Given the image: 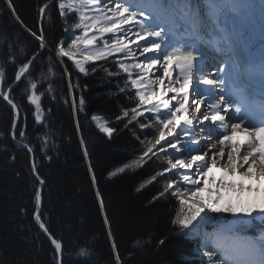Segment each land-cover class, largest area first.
I'll return each instance as SVG.
<instances>
[{
	"label": "snow or ice",
	"instance_id": "1",
	"mask_svg": "<svg viewBox=\"0 0 264 264\" xmlns=\"http://www.w3.org/2000/svg\"><path fill=\"white\" fill-rule=\"evenodd\" d=\"M6 4L16 22L39 44V50L29 54L9 35L0 46V99L11 107V139L16 141L18 135L23 142L26 137L25 128L19 124L20 105L13 96L22 82L23 96L34 108V123L39 128L47 127L42 96L51 94L57 70L69 76L70 92L79 87L71 82L65 58L79 74L89 75V66L92 74L103 72L102 79L117 81L115 94L125 95L133 104L122 109L115 120L126 121V128L138 125L153 132L140 141L138 157L108 175L135 170L153 158L163 157L159 171L145 185L164 180L153 199L170 196L176 200L178 208L171 223L184 235L198 238L200 264H264V232L259 236L242 235L257 215L264 216V203L241 201L244 192H260L255 185L264 183V96L257 98L252 83L257 74L264 82V0H46L38 7V32L24 25L12 0H6ZM53 6L68 39L62 38L48 48L43 21L51 22L48 10ZM257 8L262 34L258 58L251 41ZM45 50L50 53L47 65L36 76L31 75ZM209 58L217 61L211 76L204 72ZM10 67L15 69L14 78L8 82ZM42 88L44 91H40ZM72 103L75 108V95ZM78 103L82 110L83 96ZM92 119L109 137L116 131L108 120L95 115ZM201 133L207 135L201 138ZM237 133L247 139L234 142ZM36 136L46 155L48 134L37 132ZM24 147L36 181L32 219L51 245L52 264H63L64 241L50 231L43 211L46 181L40 176L35 148L28 144ZM84 156L88 157L86 147ZM218 163L219 187L215 195L211 190L202 195ZM88 167L92 172L90 162ZM237 176L238 180L229 179ZM211 179L217 181L215 176ZM91 180L95 185L94 173ZM226 192L235 193V203ZM96 196L103 212L98 189ZM222 213L231 214L232 219ZM209 221L216 225L211 233L202 230ZM115 248L113 243L114 252ZM79 255L88 257L90 253L85 247ZM115 261L120 264L118 253Z\"/></svg>",
	"mask_w": 264,
	"mask_h": 264
},
{
	"label": "trees",
	"instance_id": "2",
	"mask_svg": "<svg viewBox=\"0 0 264 264\" xmlns=\"http://www.w3.org/2000/svg\"><path fill=\"white\" fill-rule=\"evenodd\" d=\"M12 2L24 25L38 32V7L46 0ZM48 11L52 20L45 19L43 29L48 48H52L67 36L55 6ZM9 35L27 53L39 50L38 42L14 19L6 0H0V46ZM49 55L45 50L38 57L31 75L43 71ZM64 63L72 84L79 87L70 92L69 76L57 70L51 94L42 96L47 127L35 126L34 108L23 96L25 84L22 82L13 92L22 114L20 127L26 130L23 142H19L18 135L17 140L35 148L38 170L46 181L43 211L50 231L64 241L63 264H116L115 253L119 254L120 264H200L198 239L184 235L171 223L178 208L176 200L170 196L153 199L162 190L164 180L145 185L159 171L164 158L156 157L141 168L108 175L139 156L140 141L151 137L150 129L142 130L138 125L126 128V121L115 120L122 109L133 106L128 97L115 94L116 80L102 79L103 72L92 74L90 66L89 75L85 76L67 58ZM14 70L8 69V82L14 78ZM47 86L45 83L44 88ZM73 95L77 101L75 108ZM81 96L85 101L82 110L78 103ZM96 114L116 130L111 137L95 125L92 117ZM11 121V107L0 99V264H52L51 245L32 219L36 181L30 169V155L11 139ZM37 132L49 136L46 155L39 147ZM93 173L95 185L91 180ZM97 189L104 202L103 212ZM21 208L26 211L21 212ZM85 247L90 253L88 257L79 255Z\"/></svg>",
	"mask_w": 264,
	"mask_h": 264
},
{
	"label": "bare ground",
	"instance_id": "3",
	"mask_svg": "<svg viewBox=\"0 0 264 264\" xmlns=\"http://www.w3.org/2000/svg\"><path fill=\"white\" fill-rule=\"evenodd\" d=\"M255 28H256V29H259V26H258V23H257L256 17H255L254 27L252 28V31H254ZM254 36H255V32H254L253 34H251V41H252V42H253L254 39H255ZM141 43H142V42H141ZM208 50L211 51L210 49H208ZM141 59H143V57H141ZM216 62H217V61H214V60H212L211 58H209V59L206 61L205 65H204V72L210 74V76H211V75H214L213 69H212V70L209 69V65H210V63H212V64H213V68H214V65L216 64ZM202 87H204V86H202ZM245 139H247V137H246V135L243 134V133H237V134L233 137V141H234V142H235V141H241V142H242V141H244ZM220 166H221V165L218 163V167L212 170V172L210 173L209 179H208V181H207V186H206V188H207V187L212 188V189H213V193H215V190L219 187V183H218V181H219V177H220V175H221V172H220V170H219ZM212 176H215V177L217 178V181H216L215 183H214V182L212 181V179H211ZM229 179H236V180H238L239 177H238V176H237V177H229ZM245 183H249V181H245ZM263 184H264V183H261V184L255 185L256 187H259V188H260V192H255V191H253V192H251V193L244 192L243 195H242V197H241V201H242L243 203H246V202H249L251 199H254V200H253V201H254V204H257L258 202H260V203H264V187L261 188ZM216 186H217V188H216ZM207 189H208V188H207ZM207 189H206L205 193H203L202 195H207V193H208V190H207ZM225 194H226V195H232V196H233V202H236V201H235V193H234V192H226ZM258 199H260V200L258 201ZM205 231H206V230H204V232H205ZM206 232H207V231H206ZM211 232H212V231H211Z\"/></svg>",
	"mask_w": 264,
	"mask_h": 264
},
{
	"label": "rangeland",
	"instance_id": "4",
	"mask_svg": "<svg viewBox=\"0 0 264 264\" xmlns=\"http://www.w3.org/2000/svg\"><path fill=\"white\" fill-rule=\"evenodd\" d=\"M70 23H71V20L69 21ZM254 33V31H252L251 30V34H253ZM254 38H255V36H254ZM104 119V118H103ZM95 124H96V121H95ZM97 126V125H96ZM110 126V125H109ZM151 133L153 134V132L151 131ZM107 135V134H106ZM264 187V184L262 185V187L261 188H263ZM208 188V189H207ZM206 189L209 191V190H211L212 191V194L213 195H215V193H213V189L212 188H210V187H207ZM216 188H217V186H216ZM254 199H251L249 202H246V204H254V201H253ZM260 199H258V201H259ZM235 203V202H234ZM258 204H260V202H258L256 205H258ZM203 215V214H202ZM222 216H224V217H227L229 220H231L232 219V216H231V214H228V213H222L221 214ZM255 219L256 220H259V221H264V216H260V215H257L256 217H255ZM195 223V222H194ZM205 226H208V227H210L211 228V231L213 232V229L216 227V225H215V223H213L212 221H209V222H207V223H205V224H203L202 225V230L204 231L205 230ZM206 232V231H205ZM262 232H264V230L263 231H261V230H259V232H258V234L260 235ZM257 234V235H258ZM258 235V236H259Z\"/></svg>",
	"mask_w": 264,
	"mask_h": 264
},
{
	"label": "water",
	"instance_id": "5",
	"mask_svg": "<svg viewBox=\"0 0 264 264\" xmlns=\"http://www.w3.org/2000/svg\"><path fill=\"white\" fill-rule=\"evenodd\" d=\"M19 145V144H18ZM22 146V145H21ZM22 147H24V146H22Z\"/></svg>",
	"mask_w": 264,
	"mask_h": 264
}]
</instances>
